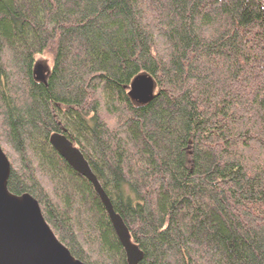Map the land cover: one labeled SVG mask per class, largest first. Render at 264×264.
<instances>
[{
	"label": "trees",
	"instance_id": "1",
	"mask_svg": "<svg viewBox=\"0 0 264 264\" xmlns=\"http://www.w3.org/2000/svg\"><path fill=\"white\" fill-rule=\"evenodd\" d=\"M138 74L148 103L128 92ZM53 132L87 160L138 264H264V0H0L7 189L75 259L127 264Z\"/></svg>",
	"mask_w": 264,
	"mask_h": 264
},
{
	"label": "water",
	"instance_id": "2",
	"mask_svg": "<svg viewBox=\"0 0 264 264\" xmlns=\"http://www.w3.org/2000/svg\"><path fill=\"white\" fill-rule=\"evenodd\" d=\"M47 68L35 63L33 76L44 82ZM154 83L146 74L133 78L129 94L137 104L153 98ZM48 142L52 149L94 188L108 216L112 229L121 244L127 264H138L142 252L130 241L126 225L116 214L87 160L68 138L54 132ZM9 161L0 148V264H85L75 259L57 240L42 217L37 201L28 193L14 195L7 189Z\"/></svg>",
	"mask_w": 264,
	"mask_h": 264
},
{
	"label": "rangeland",
	"instance_id": "3",
	"mask_svg": "<svg viewBox=\"0 0 264 264\" xmlns=\"http://www.w3.org/2000/svg\"><path fill=\"white\" fill-rule=\"evenodd\" d=\"M35 60L37 63H42L44 66L49 67L50 63H51V56L49 53H45L42 55H36ZM101 115H102V113H101ZM102 119L104 120V118H102Z\"/></svg>",
	"mask_w": 264,
	"mask_h": 264
}]
</instances>
